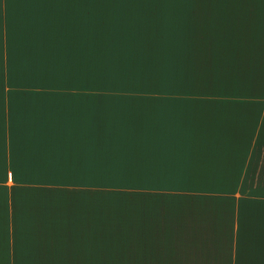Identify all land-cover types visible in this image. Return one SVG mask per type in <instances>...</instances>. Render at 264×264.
<instances>
[{"label": "crops", "instance_id": "1", "mask_svg": "<svg viewBox=\"0 0 264 264\" xmlns=\"http://www.w3.org/2000/svg\"><path fill=\"white\" fill-rule=\"evenodd\" d=\"M44 2L29 39L0 0V264H264V0ZM42 94L83 120L58 154L17 131Z\"/></svg>", "mask_w": 264, "mask_h": 264}, {"label": "clouds", "instance_id": "2", "mask_svg": "<svg viewBox=\"0 0 264 264\" xmlns=\"http://www.w3.org/2000/svg\"><path fill=\"white\" fill-rule=\"evenodd\" d=\"M58 7L60 5L45 3L44 0H23L19 3L9 0V3L4 5V11L7 15L11 9L14 33L19 30L25 38L40 39L47 29L57 25L54 10ZM35 48L36 63L42 66L46 55L42 40L35 43ZM64 55L65 47L61 43L53 57V63L49 66V75L59 74ZM72 103L61 95L42 94L31 98L25 105L23 118L17 125L18 134L23 138L25 146L33 152L41 150L43 146L49 154H58L67 148L70 138L82 137L83 120L71 119Z\"/></svg>", "mask_w": 264, "mask_h": 264}, {"label": "rangeland", "instance_id": "3", "mask_svg": "<svg viewBox=\"0 0 264 264\" xmlns=\"http://www.w3.org/2000/svg\"><path fill=\"white\" fill-rule=\"evenodd\" d=\"M101 80V79H100ZM100 85H95V91H105L108 92V86H104V90H98ZM145 92V91H144ZM128 197L133 196V192H129L126 194ZM119 237L117 232H114L113 235L110 236L111 239H117ZM109 258H117V257H125L126 259L122 261V264H133V256H134V245L133 244H110L108 245Z\"/></svg>", "mask_w": 264, "mask_h": 264}]
</instances>
